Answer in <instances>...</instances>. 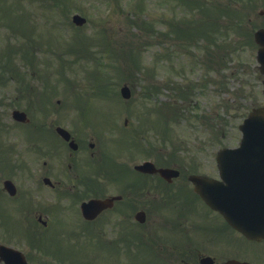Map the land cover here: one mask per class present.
<instances>
[{"label": "rangeland", "instance_id": "1", "mask_svg": "<svg viewBox=\"0 0 264 264\" xmlns=\"http://www.w3.org/2000/svg\"><path fill=\"white\" fill-rule=\"evenodd\" d=\"M97 1L100 0H0V20H3L0 21V58L2 59L8 52V58L5 59L8 65L11 59L28 61L25 70L16 72L15 77H22L26 69L29 70L33 65L31 62L32 52L36 48L38 55L34 56V60L42 62L40 69L45 73L42 74L43 72L40 70L39 74L42 75H37L38 80L43 81V90L47 84L45 81L50 80L47 91L43 93V97H40V107H36L35 100L37 98L33 96V99H29V93H20L21 89H17L20 84L18 80H16L17 84L13 86V79L8 81L2 77V83L7 87L3 90L0 89V114L3 117L2 122L4 124L8 122L11 126L7 124L9 131L2 130L0 135L17 137L29 134L23 130H31L32 127L21 128L19 124L12 121L11 116L14 109L28 111L29 117L32 118L30 124H34L37 121H42L44 115L42 113H45L43 111L48 108L52 116L46 121H56L63 127L71 129L75 135H163L161 133L164 132L169 137L174 135L171 144L178 149L181 145H186L181 144L183 137H185L183 141L187 143L191 141L190 139H194V135H197L196 143L192 142L190 144L192 148H186V153L178 155L173 150L172 155H168L169 158L176 163L214 164L216 152L221 148L220 146H235L237 144L240 135L238 125L242 123L247 108L231 110L232 119L231 116L224 117L229 119V123L224 124V135L226 136H222V132L215 129L216 122L211 120L206 119L203 122L191 124L194 120L191 121L190 118L185 117L188 101L181 102L180 95L181 91L188 90L187 100H190L193 89L186 87L187 84L184 81L186 78L192 79V76H200L203 82L217 85V87L213 85L217 90L211 91V89L209 96L206 91L195 95V99L200 104L201 98H203L202 106L205 105L204 100H208L209 106L217 111L219 105L222 107L227 103L221 101L222 104H219V99L223 100L228 94V91L221 93L219 90L222 82H232V87H237L241 77L238 74L239 71L245 73L247 71V76L254 77L246 66H249L250 61L254 60L255 46L250 43L244 45L247 42L235 45L229 52L230 55H233L232 60H226V65L231 66L230 70L225 69V74L221 73L215 79L211 75L210 79L213 80H204L203 73L198 74L197 70L194 71L195 75L191 72L192 76H190L185 73L187 72L186 66L191 65L192 54L200 56L201 48H210L211 44L208 41L198 42L199 40L188 39L190 25L185 21L194 19L199 23L201 20L207 23L206 21L213 17L208 18L206 13L214 14L218 10H221V13H226V17L221 15L222 19L227 18L233 13V10L230 11L233 8L228 6L231 2L229 0H203L214 7L211 10L208 9L209 11L202 8L201 11L198 10L202 14H196L194 7L189 9V6L180 0H139L141 6L129 5L127 4L128 0H114V17L111 22L109 20V23L105 24L103 22L105 9L94 10V5H97V10L104 8H101L102 4H97ZM60 2H66L69 6L64 8L68 7L69 10L66 11ZM56 3H60L61 7L57 8ZM75 12L86 13L81 14L88 18V23L83 27L75 26L72 21ZM8 34H13L11 39L13 45L6 44L8 43L6 39ZM224 34V30L221 29L219 39L215 37L220 40L225 38ZM33 38L37 45L32 42ZM100 41H104L106 44L107 51L104 54L108 62L102 59L101 48H104L105 44L102 43L101 47L97 46ZM73 49L80 55L71 52ZM100 61L105 64H101ZM247 61L248 63H246ZM45 62L47 64L43 65ZM168 65L169 67H167ZM217 65L220 67L224 64L218 63ZM91 67L92 69H90ZM105 67L111 71L112 77L118 79L112 83L113 88L111 89L114 92L120 93V89L125 83L131 87L132 98L130 101H125V104H122L124 100L122 98L123 101L120 100L110 89L109 92L106 90L104 93L105 87L109 85H105L101 81V77L97 78L95 73H100V68L108 71ZM184 76L186 78L182 81ZM254 85V82L244 84V94L247 100L252 91H255ZM102 87L104 89L101 91ZM39 90L40 87L34 88L32 93L35 95ZM175 94L176 96L171 97ZM231 95L233 96V93L229 94V96ZM235 97L241 104V97ZM44 102H47V107ZM227 106L229 107V105ZM155 107L158 109L156 115L159 118L152 119ZM206 110L203 108L204 112ZM218 110L223 117L226 108ZM76 113H79V117L76 116ZM133 116L136 117V122ZM126 118L129 119L128 125H125ZM115 119L118 131L112 129ZM165 123L168 125L166 126ZM209 123H212L211 126ZM40 124L38 122L36 125L35 129L38 131L35 130L34 135L44 138L45 129ZM157 131L161 133H157ZM153 140L155 141L154 137ZM162 143H165L164 140ZM142 144L146 145L147 143L143 141ZM133 145H138L137 138L131 142V146ZM194 147H197V152H203V154L197 155ZM42 148L43 144H38V149ZM116 149L126 152L132 150L128 143H118ZM138 152L141 151L138 150ZM30 155L32 156V153ZM75 155L79 156L80 153H75ZM30 161L32 164L35 163L32 159ZM20 176L21 174H19L18 180H20ZM30 182L31 180L29 184L27 183L25 192H20L12 201L7 197L0 199V214L6 216V223L13 229L8 232L12 237H8L4 231L0 230L4 234L0 236V241L2 242L4 239L12 242V245L19 247L26 254L32 255L35 261L40 264H58L57 260L50 255L34 254L35 250L33 251L23 238L27 235L23 233L26 227L24 222L26 224V219L30 218V223H32L31 211L38 208L35 204L33 207V203L38 201L36 198L48 194V192L39 189L35 191ZM21 188L23 189V187ZM30 190L36 198L29 195ZM188 194V190L182 192L185 199ZM25 200L27 204L22 206L26 210L21 214L20 211H17L16 206L18 203L24 204ZM42 201L43 199H41ZM29 203H32L30 210L27 206ZM70 212L69 203L64 201L60 215L69 217ZM71 217L74 218L75 215ZM1 228L6 230L7 227L3 225ZM38 229L39 233L44 236L54 232L53 228L45 230L41 225ZM58 234L66 235L63 232H55L51 238L63 254L73 255L76 250L75 245Z\"/></svg>", "mask_w": 264, "mask_h": 264}, {"label": "flooded vegetation", "instance_id": "2", "mask_svg": "<svg viewBox=\"0 0 264 264\" xmlns=\"http://www.w3.org/2000/svg\"><path fill=\"white\" fill-rule=\"evenodd\" d=\"M243 5L259 9L260 28H264V0H235V7L241 9ZM100 145L99 141L88 142L92 149ZM87 166L69 165L65 180L60 181L63 185L72 184L69 192L77 189L79 196H69L75 210L81 214L77 205L88 197L112 201L93 219L81 215L77 233L85 235L84 239L92 245L90 259H82L83 262L264 264V240L247 238L220 213L211 211L194 193L188 170L179 168V176L174 179L163 178L160 171L132 170L127 164L99 162L92 169ZM156 167L173 168L168 164ZM184 190L189 191L187 199L182 195ZM41 217L38 222L49 226Z\"/></svg>", "mask_w": 264, "mask_h": 264}, {"label": "water", "instance_id": "3", "mask_svg": "<svg viewBox=\"0 0 264 264\" xmlns=\"http://www.w3.org/2000/svg\"><path fill=\"white\" fill-rule=\"evenodd\" d=\"M77 22L79 24H82L84 21L78 19ZM125 95L129 97L128 89L125 90ZM253 117H256L255 118V120H257L255 123L256 126L251 131L249 130V127H247V130H249L250 132L247 134L246 140L244 141L242 147L238 151L232 153L231 155L221 154L220 157L218 158L219 163L223 165V167L221 166V172L224 177L228 172H232L231 170H229V168L235 164L249 165V167H252L255 164H261V165L264 164V112L258 110L254 114H252L251 119ZM258 117H261V119H259ZM60 133L62 135H68L63 130H61ZM255 148L258 150L254 151ZM257 157H260V159ZM200 185L202 184L197 183V187H198L197 190L199 192H201L202 190V186ZM205 198L207 199V201L211 203L212 206H215L216 203L214 204L211 196L210 197L205 196ZM224 201L227 202L228 200L224 199ZM229 206L230 209L223 210L222 212L225 213L226 218L228 219L229 222L233 224V226L239 229L241 228L251 236L264 237V223L251 224L250 222H247L241 218H237L235 216V213L238 212V210L236 208H233L232 205ZM253 212L256 213L257 216L264 215L263 198L256 199V202L254 203L253 206ZM260 220L264 221V219H260ZM244 223H248L250 227L254 226L255 228L248 231V228ZM0 257L1 259L5 260L6 262L5 264H27L24 256L21 253L16 252L10 248L1 247Z\"/></svg>", "mask_w": 264, "mask_h": 264}]
</instances>
